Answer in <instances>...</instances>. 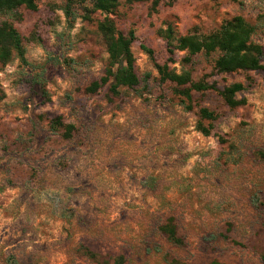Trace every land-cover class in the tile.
<instances>
[{
	"label": "rangeland",
	"instance_id": "1",
	"mask_svg": "<svg viewBox=\"0 0 264 264\" xmlns=\"http://www.w3.org/2000/svg\"><path fill=\"white\" fill-rule=\"evenodd\" d=\"M92 1L0 15L26 60L0 65V264H264V70L219 74L218 53L174 54L170 70L194 83L242 85L245 104L230 109L212 91L178 96L140 49L163 65L159 30L205 36L236 16L264 48V0H161L154 12L121 0L109 18L134 33L139 85L118 96L85 92L108 58ZM200 109L217 116L202 121L209 137ZM169 218L180 246L160 231Z\"/></svg>",
	"mask_w": 264,
	"mask_h": 264
},
{
	"label": "trees",
	"instance_id": "2",
	"mask_svg": "<svg viewBox=\"0 0 264 264\" xmlns=\"http://www.w3.org/2000/svg\"><path fill=\"white\" fill-rule=\"evenodd\" d=\"M37 0H0V15L6 16L16 13L18 9L34 12L37 9ZM121 0H93L92 10L104 15L103 21L97 26V32L105 46L108 55L107 65L104 75L98 81L92 82L86 87L85 92L95 94L101 88L107 86L108 92L113 96L119 95L120 88L134 89L139 85V80L134 69V58L131 53V45L135 41L133 32L128 33V37L117 32L113 21L109 18L118 7ZM150 0H124L126 4L144 3ZM161 0H151V10L156 11ZM73 0H66L67 9L72 5ZM67 14L68 10H67ZM254 27L248 24L241 16H236L226 21L222 26L205 36L197 34H187L176 38L171 26L163 31L159 30L165 43L168 59L165 64L159 65L153 58V52L144 46H140L152 62L161 83L169 82L175 85L176 94L187 101H191L192 92L212 91L219 95L226 106L230 109L243 106L244 100H237L236 94L243 91L240 84H233L222 91H218L213 84L204 81L193 82L189 72L176 74L170 70L172 57L176 52L186 54L185 62L189 63L191 58L199 55H209L218 53L214 61V70L219 74H231L235 72H258L264 70V48L252 41ZM19 59L21 64L26 65L24 48L22 41L15 28L6 21L0 23V65H7L13 55ZM190 107H187L189 110ZM217 116L207 109L199 110V122L196 130L204 137H209L211 127H205L202 121L214 122ZM63 127L64 136L70 138L73 127L53 123L52 128L57 130ZM264 160V154H260ZM166 240L176 246L182 245L181 239L177 235L174 220L169 218L160 228ZM209 264H223L212 261Z\"/></svg>",
	"mask_w": 264,
	"mask_h": 264
}]
</instances>
